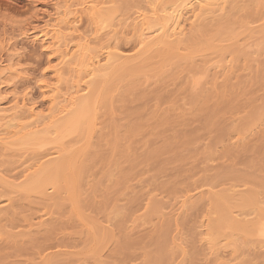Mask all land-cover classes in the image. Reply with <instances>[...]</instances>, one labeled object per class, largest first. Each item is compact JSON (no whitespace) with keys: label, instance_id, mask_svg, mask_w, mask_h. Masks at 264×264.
<instances>
[{"label":"rangeland","instance_id":"1","mask_svg":"<svg viewBox=\"0 0 264 264\" xmlns=\"http://www.w3.org/2000/svg\"><path fill=\"white\" fill-rule=\"evenodd\" d=\"M137 1L139 2L136 4ZM144 1L136 0L135 5L133 3L134 0H114L113 3L115 6L113 5L112 9L115 15L117 14V20L120 21L121 18L124 19L128 17V15L130 16L137 8L140 9L145 6V9L147 5H142V3L146 4ZM41 2L44 4L41 3L43 7H40L47 8V10H50L51 5H53V0H41ZM127 2H129L128 7ZM228 3H233L234 6L229 5V7L231 8L232 6L233 9L229 8V11L227 8L225 16H220L222 19H217V17H215L216 19L214 18V21L206 20L202 25L200 24L197 26L198 29L196 27V30L193 29L188 31L189 33L187 32L188 36L186 35V37H188V42H184L183 45L186 44V46L189 47L188 50L190 51L187 50L188 55L189 57L192 56V58L187 56V51H181L185 47L182 46L180 48L181 50H178L180 52H176V54L179 53L181 57L184 56V58H188H181V61H177L174 65L171 64L174 59L171 60V63L166 66L168 69L165 67L168 72L159 75V72L154 70L156 65L153 64L152 70L145 68L143 72L135 77L132 86L128 83L131 88L125 82H122L123 84L119 83L122 86L118 84L121 88H119L117 84L116 86L114 85V88L118 90L116 92L114 89L116 93L112 91L114 97L110 96V98L116 99L117 97L118 101L116 102L118 104L114 101L117 105H115L116 107L113 105L115 109L111 108V104L109 105V110L113 109L112 111L110 110L111 112L108 111L107 106L106 109L104 106L106 102L108 105L107 100L110 98L107 99L105 97L104 102L102 101L104 103L103 105L101 104L102 102L100 103L101 98L103 99L102 94L100 96L101 98L99 97L96 99L94 112L97 113V115L94 114V121L96 124L94 130L95 134L96 132L97 134H94V137L92 136V141H88V146L83 144L86 143L84 140L82 143V140L80 143H77L79 138L76 136L75 137L78 139L72 137L71 140H77V145H74L76 143L73 141H70L72 142V144H70V139L67 140L69 146L74 145V147L71 146L72 148L78 149L77 147L79 146L80 149L81 146L82 149L93 151H89L91 153V156H89L90 153L86 150L89 154L86 156L92 157L93 160L91 158L88 159V157H85L87 160L83 158V163L85 165V161H87L88 167L86 168H88V170H85L87 174L83 173L84 176L86 174L85 178L82 176V180L81 177L79 179V181H82L84 184H80L82 186L79 187L80 191L77 193V197L69 199L66 195L68 193L63 191L65 188L64 185H62L64 187L62 191L60 188L59 192L50 193V197L47 195V198L46 196H43L44 198L39 197L40 199H38V197L30 198V200H28L29 202L31 199L32 202L33 199L36 202H33V204L32 202H26V200L22 201V198L18 196H14L13 198L15 201H12L13 204H11V207H6V205L2 207L4 212L2 211L1 215L9 214L10 210L15 214L11 212L9 216L8 214L5 216V220L3 216V220H0V264H42V262L37 263L38 260L41 261L44 258H42V256L40 257V254L45 257L48 255L47 259L56 257V260L62 256L63 259H59L63 264L66 263V257H68V261H72L71 259L75 260L76 262H73V264H149L147 263L148 261H152L150 264H162V261H158L159 256L157 259L155 258L157 253L155 248L157 249V244L162 240H167L166 244L167 242L170 244H168L169 248L168 245H166L167 249H165V251L168 250L171 252L172 250V253L178 252L179 255L175 253L176 260H173L175 255L172 256L173 259H170V253L168 251L165 252L169 257V260L168 257L167 260L170 261L167 262V260H164L165 264L166 262L167 264L212 263V257L210 258L206 255L205 246L198 241V237L201 232L199 225L201 223L205 224V220L208 218H215V214L212 208H208L207 202V204H204L206 199L204 201L202 200L201 193H204L206 188H210L211 190L214 188L215 195H217L221 190L231 188L239 192V194H243L253 188L252 183L244 178L252 176V181H254V183H259L264 178V16H261L263 10L260 8L261 6L257 0H230ZM133 4L135 8L132 6ZM117 6L119 8L123 6L122 9L124 7L125 9H130L129 7L132 6L133 9L131 8L128 12V10L123 9V11L121 8L119 10ZM30 7L27 0H0V34H3L0 38L8 36L6 39H11V42L16 40L15 47L17 50L15 53L17 52V69L21 75V78L17 81V85H15V92H17V95L21 96L28 92L32 102L38 105H46L45 97L41 95V91L37 88V83L40 80H48L49 76H52V74H48L49 70L47 69L48 64L46 63V56L38 49L37 44H35V46L30 40L26 39L22 41L23 39L21 40L18 38L19 36H16L21 32L20 25L30 17ZM121 10L124 13L125 11L127 12V14L125 13L127 15L126 17H124L125 14H123V12H119ZM120 14L123 15V17ZM262 14H264V12H262ZM118 15H120V17ZM241 17H243L244 22ZM239 20L240 22H238ZM84 22L85 21L81 22L85 25L84 27H82L83 25L81 23V27L78 25L79 32H85L88 29L91 30L87 23ZM243 23H245L244 26L246 25L249 30L243 27ZM239 27L248 30L245 33L246 35L250 31L251 33H248L250 37L245 35V38H242L244 37L242 33L243 28L240 29ZM18 28L20 29L18 30ZM223 29H232L236 34L235 40L222 41L223 43L217 44L216 48H213L215 51L208 47L210 52H207L208 49L204 47V41L205 44H207V41L211 42L210 39L214 38L212 36L216 34L217 30ZM253 31L255 33L259 32L258 34L256 33L257 36ZM92 32L93 31H91V33ZM240 33L242 34L240 35ZM120 40V45L123 48L125 47L124 49L131 43V40L128 42V38L126 40L120 38ZM122 40H124L125 43ZM196 40H199L200 44L203 43V45L201 44L202 47L199 46L197 49L200 53H203L204 50L205 53L207 52L206 55L205 53L202 54L205 58L199 54L200 58L197 55L198 51H196L197 54L195 51L193 52V49L197 50L195 48L198 47L199 44ZM230 42H234L231 44L233 45L232 47L228 46ZM224 45H227L226 48L221 49L224 50V52L219 48L217 49V47L220 46L225 47ZM201 49L203 50L202 52L200 51ZM192 52L194 55H197V57L195 55L196 58H194ZM189 53L192 54L190 55ZM131 54L133 55V52ZM2 58L4 59L5 55H3ZM154 61L156 62L157 60ZM176 64L179 67H175ZM216 65L218 68L214 69ZM224 65H229L230 69H232L227 71L229 68L227 67L225 69L226 76L224 74L223 77L221 76L220 78L219 75L216 79V83L213 84L211 80L212 75L215 70L219 69V66L224 67ZM169 67L172 68H170V71L173 70L171 71L172 75L169 73ZM42 73H46L43 78H41ZM166 73L170 74L168 78ZM165 74L166 77L164 76ZM140 75L141 77H139ZM25 77H27V79ZM64 84L65 83H63V86ZM5 88H3L4 90L2 91H6L5 94L3 93V96L4 101H7V99L10 100L13 92ZM7 89L9 91H7ZM112 98L110 101H113ZM110 101L109 103H113ZM196 103H198V105L195 108L194 105ZM250 116L256 120L259 119L260 124H254L256 120L254 121ZM251 120L252 124L250 125L248 122ZM243 123L248 124V126H244ZM239 125L241 126L239 127ZM95 143L96 145H94ZM90 147H96V152L90 149ZM95 154H97V156ZM94 155L95 158L93 157ZM14 159L18 161L16 157L11 158L9 154L0 157V170L8 172L11 180H13V178L16 179L17 177L15 175L18 173L20 174L22 171V167L16 170L14 169V165L16 166L15 168L19 165ZM101 159L102 162L100 161ZM21 160L22 159H20L18 163H20ZM90 160L95 163H88ZM228 173H233L236 177H223ZM17 176L19 178V175ZM208 184H210V186L213 184L214 187H210ZM214 191H211L212 194ZM257 193L259 195H256L255 199L259 201L255 204L260 206L258 208L264 209V197L262 196L264 193L259 191ZM59 194L61 196H59ZM186 194L192 195L194 198V200L193 198L192 200L195 202L192 201V204L188 203L186 209L177 216V218L180 217V221L177 220V223L175 221L170 222L172 227L169 226L170 223L168 224L166 228L169 230L167 232L168 235H165V231H167L165 230V225L167 224L165 222V220H167L166 217H171V210L176 207V204L183 198L182 196ZM55 195H57L58 198H54ZM51 196L52 199L54 198L53 200ZM198 196H200L201 200ZM179 197L180 199H178ZM80 200L81 203L79 205L80 208L82 207L81 209L79 206L76 207ZM155 201L158 204L160 203L159 209L152 208ZM74 202L75 204H73ZM84 204H86V206ZM203 204L204 206L206 205V207L208 206L209 212H207L208 209H206ZM113 205L115 206L114 209L112 208ZM72 207L73 209L76 207L74 212H72L73 210L71 211ZM250 207L252 208L254 206L243 207L240 212H251L252 209H250ZM7 208L8 212L6 213ZM111 208L115 211L114 214H110L113 213V211L109 213ZM106 210L110 215H107ZM208 213L211 215L209 214L208 216ZM43 214H46V216ZM256 214L255 212V214H253L254 216H252L257 217ZM40 216L42 217L41 219ZM85 216L86 219L91 217L88 221H94L92 222L93 224L96 222L97 224L95 225L100 224L103 227L108 226L107 229L110 228L111 234L114 235L110 240L111 242H107L108 245L105 242V244L102 243L104 246H107L102 247L103 251H101V258H99V260L93 251V249L97 248L95 246L98 244L96 245L92 242L94 244L93 246L90 237H87L89 235L86 236L85 232L88 226H84V228H86L85 231L84 228H82L84 223L81 218ZM109 216L110 218H108ZM39 219L43 226L40 224L42 227H38L40 229L36 228V231L30 229L32 231V233H30L31 231H28V221L34 224L37 221L39 222ZM42 219H45V223ZM79 219L81 222L78 221ZM119 225H121V227H119ZM131 225H133V227ZM169 227L171 228L169 229ZM111 229L113 230L111 231ZM1 230L3 232L6 231L4 234H8V239L3 238L5 235H1ZM160 235L166 237V239ZM233 235H235L236 238H234L235 236ZM233 235V237H230L231 235H229V237L237 240H232L231 242L233 244H231L230 238H228V240L232 247H234V242H236V249L234 250H238L236 255H240L239 258L236 259V262L232 264H244L245 262L243 263V261H246V264H264L263 256L262 263V258L261 260H259L260 257L259 259L256 258L257 261L255 259L256 256L254 257V255H256L254 252H257V250H254L257 243L253 237H250V241V239L247 240L248 238L244 235ZM167 236L169 239H167ZM86 240L91 243L92 248L91 245L89 246L90 243H87ZM248 243H252V246L248 245ZM176 244H180L178 248H181V253L180 251H176L178 249ZM83 245L84 248H82ZM100 245H98V248L101 247ZM173 245L174 247L176 246L177 249H171L170 246L173 247ZM86 248L87 250H92L88 252ZM80 251H83L82 254ZM67 252L69 254H67ZM75 252L76 256H74ZM182 252L184 253V257ZM65 253L68 256H66ZM70 253L71 257H69ZM78 253H80V255ZM181 255L182 257H180ZM95 259L98 260V263ZM70 264H72V262H70Z\"/></svg>","mask_w":264,"mask_h":264},{"label":"bare ground","instance_id":"2","mask_svg":"<svg viewBox=\"0 0 264 264\" xmlns=\"http://www.w3.org/2000/svg\"><path fill=\"white\" fill-rule=\"evenodd\" d=\"M27 1H28V4L31 6L30 7L31 14H30L29 19L25 20V22L20 25V28L22 30L18 28V30L20 29L21 32H19V34H17L16 36H19L18 38L21 40L23 39L22 41L28 39L32 43H34V45L35 44L38 45V49L46 56V63L48 64L47 69L49 70L48 74L50 73L52 74V76L50 75L51 76L50 77L48 75L49 76L48 80H45V79L42 81L40 80L37 83V88L41 91V95L45 97L46 105L44 104L38 105L32 102L28 92L21 96H18L17 92H15V89H16L15 85H17L18 83L17 81L21 78L20 77L21 75L17 69V63H18L17 58H16L17 52L15 53V51L17 50L15 47L16 40H14V42H11L12 41L11 39H6L8 36L0 38V157L4 155L7 156L8 154L11 155V158L16 157L18 161L16 159L14 160H16L17 161L16 163L19 165H17L18 166L17 168H15L16 166L14 165V169L16 170L22 167L21 169L22 171L20 172V174L19 173L17 174L19 175V178L17 175H15L19 180L17 178L16 179L13 178V180H11L8 172L0 170V220L3 217L5 220L6 219L5 216L8 214L7 213L8 208H7L6 209L7 211L5 210L7 214L1 215L2 211L4 212V209L2 207L4 205H6V207H9V206L11 207V204H13L12 201L14 200L13 198L14 196H18L22 198V201L26 200L27 202L32 197L34 198L38 197V199H40L39 197L44 198L45 196L47 198V195L48 197H50L49 196L50 193H56V191L59 192L60 188H61L60 190L62 191V188L65 187L63 191L68 193L66 195L68 196L69 199H72L73 197H77V193H79L80 191L79 187L82 186L80 184H84L82 181H79V179L81 177V180H82V176H84L83 173L87 174V171L85 172V170H88V168H86L88 167L87 161H85L86 162V165H85L83 163V160L84 159L87 160V158L85 157H88L86 155H89V154L86 151L88 149L86 150L82 149L81 146H80V149H79V146L77 147L78 149H75L72 147H74V145H77L78 142L80 143L81 140H82L81 143L84 140V142H86L87 144L86 143H83V144L88 146V141L91 140L92 136L95 134L94 128H96V124L94 121L95 120L94 114L97 115V113L94 112V107H95L94 104H96L95 103L96 99L99 98L101 94H102L103 99L100 97L101 98L100 103L102 101L104 102L105 97L109 99L110 96L114 95V93L112 94V91H114L115 89L114 85L116 86V84L117 85L119 83L123 84L122 82H125L127 85L130 84L132 86V82L134 81L135 77L138 76L141 72H143L145 68H149V69L153 68L152 67L153 64L156 65L154 70L159 72V75L160 74L162 75L165 72H168L166 71L165 67L171 63L170 62L171 60L174 59L171 63L172 65H174V63H176L177 61L178 62L181 61V58L187 59L189 57L188 51L190 50H188L189 47H187L186 44L183 45L184 42H188L187 41L188 37H186L187 32L193 29L196 30V27L199 26L200 24L202 25L204 21L206 22V20L214 21L215 17H217V19L218 18L222 19V17L225 16L226 14L225 13L226 9L228 8L229 10L230 8L229 5H233V3L231 4L228 3V1L230 2V0H147V1L143 0L144 2H146V4L142 3V5H147L146 8L144 9L145 6H143L142 8H140L141 9L140 10L139 8L136 7L137 8L136 11L130 14V16L128 15V17H126L127 12L125 11L126 13L125 14L123 11L128 10L129 12L131 8L132 9L133 7L135 8L134 4L136 0H134L133 2L134 4L132 5L133 7L132 6L129 7L130 9L128 8L125 9L124 7L123 8L124 10H123L122 9L123 6H120V8L123 11L121 10L119 12H123V14H125L124 17L126 18L124 19L121 18L119 21L117 20L118 18L116 16L117 14L115 15L114 10L112 9L113 8L112 6L114 5L113 3L114 0H53V5H51L50 10H47V8L45 9V8L40 7V6L43 7V5H41L42 3L41 0H27ZM257 1L261 6L259 7L262 8L263 10L261 11L264 12V0H257ZM138 2L139 1H137L136 4ZM128 3L129 2H127V7L129 5ZM120 8L118 7L119 10ZM231 8L233 9L232 6ZM262 12H261V16L263 17L264 14H262ZM120 15L118 16L120 17ZM121 16L123 17V15ZM241 19H243V17H241ZM83 21H85L84 23H87V25L90 27L91 30L88 29L85 32H79L78 25L79 27H81L80 23ZM238 22H240V20ZM243 22H244V19H243ZM244 24L245 23H243V27L247 28L246 25L244 26ZM84 26L85 25H83L82 27ZM243 29H242L243 31L242 33L244 34V37L242 38H245V35H246L245 33L249 29L248 28H247L248 30L247 29L243 30ZM91 31L93 32L91 33ZM242 33H240V35ZM248 33L247 35L249 36ZM256 33L255 35L257 36L259 32L257 34ZM238 34L237 36L239 37ZM2 35L3 34L1 33L0 36ZM203 37L205 38L204 35ZM212 37L214 38L210 39L211 42L206 40L207 44H205V41H204L205 48L208 49V47H210L212 49L213 48L215 49L217 44L223 43L222 41H225V40L231 41L233 39L235 40L236 34L234 33L232 29H223L219 31L217 30L216 34H214V36ZM120 38L125 39V40L128 38L129 40V41L127 40L128 42H130L131 40L130 45L129 46L127 45L128 47L126 49H124L125 47L123 48L120 45L121 44ZM196 42H198L199 44H198V47H196L195 49L199 48V46L202 47L203 43H201L202 44L201 45L199 40H196ZM233 43L230 42V44L229 45L227 44V45L232 47L233 45L231 44ZM182 46L183 47L185 46L183 50L180 49ZM226 46L225 47L220 46V47H217V49L219 48L221 50L222 48H226ZM191 48H192V45H191ZM179 49L185 52L188 50L187 51L188 57L187 58H184V56L181 57L179 53L177 54H179L180 56L177 55L176 52H180L178 51ZM194 51L196 54H197L196 51H198V54H197L198 56L199 54H201L200 56H203L202 54L205 53V50L203 51L202 49L200 51L201 52L203 51V53H200L198 49L197 50L193 49V52ZM221 51L224 52V50H221ZM132 52H133V55L131 54ZM207 52H210V49H208ZM216 52H219V51H216ZM3 55H5L4 59L2 58ZM195 55H194V58L197 57V55L196 57ZM189 58H192V56ZM202 59L200 60L203 61ZM154 60H157V61L155 62ZM204 61L207 62L206 60ZM177 64L175 67H179L177 66ZM222 67L223 66L221 67L219 66V69L215 70L214 74L212 75L211 80L213 81V84L216 83V79L217 77H219V75H220V78L221 76L223 77V75L225 74V69L229 67V65H226V66L224 65V67L223 68ZM166 68L168 69V67ZM170 68L171 67H169V71H170ZM216 68H218L217 65L214 66V69ZM229 69L230 67L228 68L227 71H229ZM171 71L169 73H171L172 75ZM46 73H42L41 78H43L46 75ZM169 73L168 74L166 73L167 78H168V75L170 76ZM166 74L164 75L165 77H166ZM139 77H141V75ZM25 78L27 79V77ZM63 83H65L64 86H63ZM130 85L129 87L131 88ZM120 86L119 88H121ZM5 87L11 90V92H13V94H11L10 100L7 99V101H4V96H3V93L5 94L6 91L5 92L2 91L4 90L3 88ZM8 89L7 91H9ZM126 89H127V86H126ZM115 90L117 92L118 89L116 88ZM215 91L217 93L216 89ZM110 99L107 100L108 105L106 101H105L106 105H104L105 109H106V106L108 107V111L110 110L112 111L113 109H115L113 108V105L115 106L117 103L116 101H118L117 97L116 99L112 98L113 101H110ZM109 101L113 103H109ZM103 102L101 103L102 105L104 104ZM110 104L112 105L111 108L113 109L109 110ZM197 105L198 103L194 105L195 108ZM252 119L254 121L256 120L253 117ZM257 120L254 122V124L259 123V119ZM248 124L251 125L252 120L248 122ZM248 124H244V126L246 125L248 126ZM240 126L241 125H239V127ZM244 128H247V127H244ZM75 136L78 137L80 140L76 138ZM72 137L78 139V141L76 140L77 143L76 141L71 140ZM67 140H69V142L73 141L76 144H74L73 146L71 145L72 146L71 147L69 146V143ZM70 144H72V142H70ZM94 145H96V143ZM91 147L90 149H93L94 152H96L95 150L96 147L95 148L94 147L91 148ZM89 151L93 152L92 150H88V152ZM95 155L97 156V154ZM95 155L93 156L94 158H95ZM89 156H91V153ZM89 158L92 159V157H88V159ZM20 159L22 160L20 161V163H18ZM14 160H13V163H14ZM92 160H90V162L88 161V163L93 162ZM100 161L102 162V159ZM94 163L95 162H93V164ZM113 170H114V167H113ZM223 177L235 178L236 175H234L233 173H228L224 175ZM244 179L251 182L253 185V188L246 193L244 192L243 194H239V192L234 191L231 188L221 190V192H218L219 194L217 195H215V191L213 190L214 188H212V190L210 188L208 189L206 188L205 192L201 193L202 200L204 201L206 199V201H204V204L207 202L209 206L207 207L209 209L212 208L215 214L214 215L215 218L213 219H209L206 216L208 219L205 220L206 221L205 224L201 223L199 225L201 232L199 231L200 233L198 237L199 238L198 241L201 242V244L203 243V245L205 246L206 255H208L210 258L212 257L211 264H232L233 262H236V259L239 258L240 254L236 255L238 250L237 251L234 250L236 249L235 248L236 242L234 241L237 239H234L236 238V236L233 234L244 235L245 237L248 238L247 240L250 239V241H251L250 237H253L257 243L254 249V250H257V252L256 251L254 252V254L256 253V255H254V257L256 256L255 259L256 258L259 259L260 257L259 260H261L262 256L264 258V209L258 208L260 206H257V204H255L259 201V200L256 201L255 199V196L259 195L257 192L259 191V192L264 193V178L259 183H254V181H252L253 180L252 176L246 177ZM62 185H64V187ZM208 185L210 186V184ZM210 187H214L213 184ZM211 191L212 192L214 191V193L212 194ZM60 194L59 196H61ZM57 195H55L54 198L55 197L58 198ZM262 196L264 197V195ZM182 197L183 198L176 204V207H174L171 210L172 211L171 217L167 216L168 214L166 215L167 220H165V222L167 224L165 225V230L167 231L164 230L165 235H168L167 232L169 230L166 229L168 227V224L172 221H175V222L177 220L180 221L179 220L180 217L177 218V216H179V214L183 212L184 209H186V206L188 203H191L194 200L192 195L186 194L185 196H182ZM198 198L200 199V196H198ZM51 199H52V196H51ZM51 199L49 198L50 202H51ZM178 199H180V197ZM30 202H32V199ZM33 202H35L34 199H33ZM80 203H81V200L77 203L78 205L76 207L79 206L80 208V205H79ZM73 204H75V202ZM159 204L156 203L155 201L154 206H152V208L159 209L160 207ZM84 205L86 206V204ZM247 206H254L252 208L250 207V209H252V211L250 210L251 212H247V213L240 212V210L243 207H247ZM76 207L74 208L76 209ZM114 207L115 206L113 205L112 208L114 209ZM204 207H206V205ZM207 207L206 209H208ZM112 208H111V211L109 210V213L113 211ZM253 208H256V209H253ZM75 209H73L72 207L71 211L73 210L72 212H74ZM209 209L207 212H209ZM9 212L11 213L12 211L10 210ZM106 212H107V215H110V214H114L115 211H113V213H110V214L108 213L107 210ZM255 212L257 213L256 214L257 217L256 216L253 217L254 216L253 214H255ZM10 213L8 214V216L10 215ZM13 213L14 212H12V214ZM209 214L210 213H208V216ZM44 216H46V214ZM41 218L42 217L40 216V219ZM90 218L86 219V216L81 218V220L84 223V224L82 223L83 224L82 228H84L85 225L88 226L87 229L84 228V231L86 229L85 234L86 236L89 235L87 237L88 238L90 237L91 243L93 242L96 245L101 244L100 245L101 247L99 246L100 248H98V245H97L95 246L97 248L93 249L95 256L99 260V258H101V251H103L102 247L104 246L102 243L105 242L107 244V242H109L114 235L111 234L112 232H110L109 230L110 228L107 229L108 226L103 227L100 224L95 225L97 224L96 222L95 224H93L92 222L94 221L92 220L91 222L88 221V219L90 220ZM108 218H110V216ZM252 218H255V219H252ZM40 219H39V222L38 221L36 222L37 224L36 223L31 224V222L28 221V229H29L28 231L29 232L31 230L36 231L35 230L36 228L43 226V224H41ZM42 220H44V223H45V219H42ZM78 221H80V219ZM171 225L172 224L170 223L169 226ZM131 226L133 227V225ZM119 227H121V225H119ZM171 227H169V229ZM112 230L113 229H111V231ZM32 231L30 233H32ZM5 232L6 231L4 232L2 231L1 235L4 234ZM6 235H5L6 237L3 235L2 236L3 238L8 239V234L6 233ZM229 235H231L230 237H233V236L235 237L230 238ZM239 235L237 236L240 237L241 235L240 236ZM169 237L167 239H169ZM163 238L166 239V237H163ZM228 238L231 239L230 242L234 240L233 241L234 247L231 246V244L233 243L231 242L230 244ZM88 241L87 243H90ZM166 241L167 240L159 241V244H157L156 246L157 249L155 248V251H157L155 258L157 259V257L159 256L158 261L160 262L162 261L161 262L162 264L164 263V260L165 261L167 260V257H168V254H165V252H167L168 250L165 251V249H167L166 245H168L169 242H167L166 244ZM91 243L89 244V246L91 245ZM84 245L82 248H84ZM169 245H168V248H169ZM179 245L176 244L177 248L179 247ZM248 245L252 246V243L250 244L248 243ZM176 246L174 247L173 245V247L172 246L170 247L171 249L172 248L174 249L176 248ZM91 248H92V245H91ZM178 249L176 251H180L181 253V248H178ZM89 250L91 251L92 249L87 250L86 248V251L89 252ZM169 253H170L169 257L171 255L170 257L171 259L172 256L175 255L176 252L172 253V250H171V252ZM67 254L69 253L67 252ZM67 254L65 253L66 256H68ZM78 254L80 255V253ZM182 254L184 257L183 252ZM176 255H178V252L176 253ZM176 255L175 257H173L174 259L172 258L173 260H176ZM39 256L40 257L42 256V258L43 257L44 258L43 259L41 258L42 259L41 261L38 260L37 263L42 262V264H61V263L63 264V262L60 260V259H63L61 255H60L61 257H59L60 259L57 258V260L55 259L56 257H52V256L51 257L53 259L52 258L47 259L48 255L47 257H45L42 254H40ZM74 256H76V252ZM69 257H71V253ZM169 257H168V260H169ZM180 257H182V255ZM66 258H65L66 263L68 264H70V262H72V264L73 262H76L73 259H71L72 261H68V257ZM263 258L261 260V263L263 261ZM65 259H64V262H65ZM98 260L95 259L96 262ZM168 260L167 262H170ZM151 262L152 261L150 262L148 261L147 263L150 264ZM243 263L246 264V261H243ZM181 264H184V263H181Z\"/></svg>","mask_w":264,"mask_h":264}]
</instances>
